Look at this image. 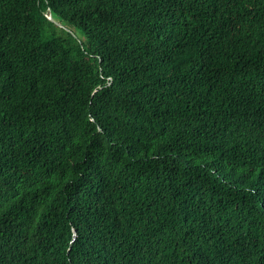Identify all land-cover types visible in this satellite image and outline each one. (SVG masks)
<instances>
[{"label": "trees", "instance_id": "16d2710c", "mask_svg": "<svg viewBox=\"0 0 264 264\" xmlns=\"http://www.w3.org/2000/svg\"><path fill=\"white\" fill-rule=\"evenodd\" d=\"M0 264H264V0H0Z\"/></svg>", "mask_w": 264, "mask_h": 264}, {"label": "rangeland", "instance_id": "374dc122", "mask_svg": "<svg viewBox=\"0 0 264 264\" xmlns=\"http://www.w3.org/2000/svg\"><path fill=\"white\" fill-rule=\"evenodd\" d=\"M67 30H68V31H70V32H71V30H73V31H75V32H76V34H78V36H80V35H81V34H80V32H78V31L74 30L73 28H67Z\"/></svg>", "mask_w": 264, "mask_h": 264}]
</instances>
